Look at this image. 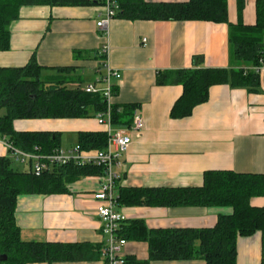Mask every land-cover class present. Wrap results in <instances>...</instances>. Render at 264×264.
Returning <instances> with one entry per match:
<instances>
[{"label":"crops","instance_id":"obj_1","mask_svg":"<svg viewBox=\"0 0 264 264\" xmlns=\"http://www.w3.org/2000/svg\"><path fill=\"white\" fill-rule=\"evenodd\" d=\"M91 1L82 6L23 7L11 24L10 49L0 52V68H22L34 60L45 79L66 80L72 87L80 83L84 89L106 75L102 48L109 45V65L121 75L112 79L113 104L135 106L134 115H142L145 121L141 134L129 131L133 142L116 168L119 195L126 188L198 187L209 171L264 174V66L256 90L215 85L209 100L183 119L171 117L183 87L160 86L156 79L164 71L238 68L240 63L232 56L230 23L254 26L257 4L264 0H228L229 23L117 16L104 30L97 25L104 18L102 10ZM98 87L103 88V83ZM13 125L19 132L60 133V148L65 151L78 146L81 132L108 133L107 125H101L97 117L19 119ZM128 129L116 127L111 120L113 133ZM5 156L8 150L0 138V157ZM101 184V175L86 176L72 183L65 194L19 197L16 221L24 241L89 246L79 260L35 264H104L100 254L105 244L103 224L94 199ZM251 205L264 208V197L252 198ZM117 210L127 217L123 224L142 221L149 231L213 228L220 215L233 212L228 207L122 205ZM262 250L261 233L240 237L236 264H261ZM124 255L126 260L149 264H206L203 259L151 260L149 241L139 239L127 240Z\"/></svg>","mask_w":264,"mask_h":264},{"label":"trees","instance_id":"obj_2","mask_svg":"<svg viewBox=\"0 0 264 264\" xmlns=\"http://www.w3.org/2000/svg\"><path fill=\"white\" fill-rule=\"evenodd\" d=\"M118 16L131 20L209 21L229 23L228 0H189L187 2H146L119 0ZM91 0H0V52L8 51L11 24L25 6H82ZM232 56L240 66L228 71L194 68L159 72L160 86L181 85L183 93L171 109L173 119L190 117L198 106L209 100L211 87L231 84L256 90L260 87V61L264 60V3L257 4L254 26L232 24ZM66 70V69H63ZM45 79L42 67L34 60L22 68H0V138L6 137L16 148L27 152L50 154L61 147L57 132H19V119H87L107 110L102 93H86L80 83ZM135 106H113L112 123L132 126ZM107 132H81L78 146L85 152L107 148ZM10 156L0 157V264H35L79 260L85 256L84 244L27 242L21 238L16 210L22 195L65 194L77 180L103 174L93 165L54 166L40 176L13 167ZM254 197H264V174L234 171H209L203 184L181 188H126L120 190L119 205L149 207H228L230 215H220L215 227L208 229H165L149 231L142 221L121 225L126 240L149 241L150 259L189 261L203 259L206 264H236L240 237L262 234L264 264V208L251 205ZM6 255L7 260L1 261ZM126 264H149L127 259Z\"/></svg>","mask_w":264,"mask_h":264},{"label":"built area","instance_id":"obj_3","mask_svg":"<svg viewBox=\"0 0 264 264\" xmlns=\"http://www.w3.org/2000/svg\"><path fill=\"white\" fill-rule=\"evenodd\" d=\"M100 6L104 18L97 24L102 30L108 29L110 22L121 12L119 0H95ZM145 43L147 40H144ZM110 54L109 45L102 48L104 57V68L106 75L98 80L104 87L99 88L97 84H91L84 88L86 93H102L107 103V110L98 114L96 117L101 125H107L109 142L107 148L99 152H85L79 146L71 151H65L62 148L55 150L50 154H41L36 152H27L13 146L9 140L4 137L7 150L10 152L12 160L18 164L25 165L35 175L40 176L50 171L54 166H63L69 164L93 165L103 168L102 184L100 190L94 195V199L99 203L97 213L103 224L102 233L105 238V244L100 248L101 258L104 264H126L124 248L127 240L120 234L121 225L127 220V217L117 210L119 206V194L117 190V181L120 178L116 170L120 165L122 157L129 151L133 142L129 131L141 134L145 128V121L142 115L135 114L132 126L128 130H119L115 133L111 130L114 86L113 78H121V75L111 68L108 62ZM264 66V60L260 61L261 71Z\"/></svg>","mask_w":264,"mask_h":264},{"label":"rangeland","instance_id":"obj_4","mask_svg":"<svg viewBox=\"0 0 264 264\" xmlns=\"http://www.w3.org/2000/svg\"><path fill=\"white\" fill-rule=\"evenodd\" d=\"M1 115H4V110H2L1 111V113H0ZM87 119H93V118H87ZM11 154H10V152L8 151V156H10ZM13 167L15 168V169H18V170H27L28 171V169L25 167V166H22V165H20V164H18V163H13Z\"/></svg>","mask_w":264,"mask_h":264},{"label":"water","instance_id":"obj_5","mask_svg":"<svg viewBox=\"0 0 264 264\" xmlns=\"http://www.w3.org/2000/svg\"><path fill=\"white\" fill-rule=\"evenodd\" d=\"M6 260H7L6 255H3V256L1 257V261H6Z\"/></svg>","mask_w":264,"mask_h":264},{"label":"bare ground","instance_id":"obj_6","mask_svg":"<svg viewBox=\"0 0 264 264\" xmlns=\"http://www.w3.org/2000/svg\"><path fill=\"white\" fill-rule=\"evenodd\" d=\"M256 69V68H255Z\"/></svg>","mask_w":264,"mask_h":264}]
</instances>
